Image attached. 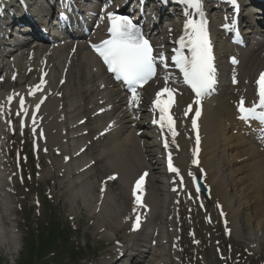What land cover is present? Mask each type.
Listing matches in <instances>:
<instances>
[{
	"label": "snow or ice",
	"instance_id": "6c2138e0",
	"mask_svg": "<svg viewBox=\"0 0 264 264\" xmlns=\"http://www.w3.org/2000/svg\"><path fill=\"white\" fill-rule=\"evenodd\" d=\"M183 2L196 11L199 19H187L185 24V35L180 38V48L174 50L175 55L171 57L172 63L183 74V81L186 85L190 86L195 93L196 100L194 103L200 104L201 99L209 93V90L213 88L216 83V69L214 67V57L212 54V47L208 38L207 30V18L204 12L203 0H183ZM233 4H236V0H231ZM186 15H190L186 14ZM107 19L110 22L108 29L110 38L103 40L100 44L91 45L93 50L98 53L102 58L103 63L107 66V70L114 74L117 81H122L127 85L128 90L131 92V98L129 100L130 107H137L139 104V95L137 92L138 87H143L150 79L155 77L158 63L164 69L168 68V58L159 53L154 55L153 46L144 38V36L136 30L135 25L128 17L118 16L115 13H107ZM187 48L190 55L184 53V49ZM232 63L237 61L232 59ZM15 78V77H14ZM169 77H165V87L157 92L156 98L153 101L154 109L159 111V121L153 120V123H160L161 128L167 125L171 135L173 137V143H175V137L178 134L174 128V120L172 115L169 114V110L174 103L175 89L167 86ZM234 83L237 81L234 79ZM46 83L41 78L40 84ZM258 100L254 101L251 107L245 105L244 98L241 97L237 104V109L240 113L239 118L250 122L252 120L257 121L261 126V132L264 134V73L260 74L257 81ZM37 90H42L40 86H36L29 91V95H34ZM167 95V99H162V96ZM18 95V94H16ZM9 105L13 99V96L8 98ZM44 102L41 99L35 105V111L40 109L41 104ZM20 110L17 115L23 113L28 115V109L25 106V100L20 97ZM191 110V105L188 106ZM3 114V107L0 106V115ZM201 114L200 108L195 110V116L199 117ZM187 115V111L185 112ZM33 124L36 123L35 113L31 116ZM10 123V121H9ZM23 126V120L21 121ZM192 126L197 128V121L194 118L192 120ZM35 133V128H33ZM41 135L43 133L41 132ZM200 138L197 133L196 143L199 145ZM165 147H168L167 141H165ZM198 152V149L196 150ZM196 153L194 152V155ZM197 160H193V164H197ZM169 170L172 172H178V169L173 167L171 155L168 157ZM147 173L144 174L146 176ZM191 175V173H190ZM144 176L136 182L133 190L135 196V202L140 203V196L137 195V189H141V185L144 181ZM109 179H115V177H109ZM103 191V189H102ZM135 211V209H134ZM139 226V216H137L136 222L133 224V230Z\"/></svg>",
	"mask_w": 264,
	"mask_h": 264
},
{
	"label": "bare ground",
	"instance_id": "6f19581e",
	"mask_svg": "<svg viewBox=\"0 0 264 264\" xmlns=\"http://www.w3.org/2000/svg\"><path fill=\"white\" fill-rule=\"evenodd\" d=\"M59 55L62 54V52L58 53ZM245 65H247V76L245 77L246 80H249L250 76H253V74H258L260 72V70L262 68H264V60L261 61L260 65L256 67L257 63H255L254 59H251L248 64L247 62L245 63ZM52 74H54V72H52ZM254 74V75H255ZM245 88L248 90L249 88H247V86H245ZM16 91V90H15ZM212 107V106H210ZM229 118H232V116H228ZM205 120L203 123V130L204 133H207L208 135H215V133L213 132V128H218L221 126V123L225 121V117L223 115V113L219 110H209L207 111V115H205ZM223 118V119H222ZM230 120V119H229ZM54 122V121H53ZM232 123V122H230ZM56 129V127L53 125L51 130ZM219 131V128L217 129ZM54 138H58L56 136H54ZM233 139V138H232ZM206 144L209 145V141H206ZM205 145V144H204ZM215 150L217 149V147L214 148ZM222 150H227V148L224 146L222 148ZM224 151V154L220 155L219 157V161L216 159V157L212 158L209 160L210 165L208 167L209 171H211V173L216 172L217 174L214 175L212 177L211 182L214 184L216 179L218 180V184H219V192L222 195V198L225 199V206L227 208H234L235 210L233 211L232 217L236 219L242 218L243 221L245 222V224L240 227V225L238 223L235 222V224L237 225L238 229L241 231V234L246 238V239H255V241H260V237L258 236V232L259 231H263V227L261 226V224L259 223L256 228L255 225L252 227L253 224V219L251 218L253 209H255V211H260V207H253L254 204H249L248 201V197L246 196V193L250 192V190L252 189L253 193H257L260 192L262 189V187L264 188V183H263V179H264V171L262 170L263 168H258L256 169V164L253 165V175L251 176L252 179L249 180V183H247V186H245L246 183L242 182V178L235 180H232V177L234 176L232 171H228L229 175H227L226 170H223L220 165H221V159L225 158V162L226 164H231L234 160V158H231V160H228L227 156L228 154H226ZM230 152V151H228ZM212 153L214 154L215 152L212 151ZM256 156L255 153L251 154V158ZM257 157V156H256ZM258 159V158H257ZM261 163V162H260ZM262 164V163H261ZM114 166L119 167L120 171L122 172L121 166L118 164H114ZM106 169L109 168V165L105 166ZM252 170V168H251ZM236 172V171H235ZM111 174V173H110ZM124 176V175H122ZM67 177V174H66ZM104 178V177H103ZM102 178V179H103ZM123 178V177H122ZM225 183H228L227 185H225ZM158 190V189H157ZM74 195L80 196V199L83 201L84 204H87V202H90L92 200L93 197V189L92 187H90L89 185L82 187V190L74 193ZM245 199V201H244ZM244 201V202H243ZM163 199H161L160 203H163ZM262 205L264 206V203H262ZM248 206V207H247ZM246 212V209H250ZM241 211H244V213H240ZM250 216V217H249ZM242 222V223H244ZM253 229H257L255 233ZM141 251L145 249H147L146 247H140Z\"/></svg>",
	"mask_w": 264,
	"mask_h": 264
},
{
	"label": "rangeland",
	"instance_id": "374dc122",
	"mask_svg": "<svg viewBox=\"0 0 264 264\" xmlns=\"http://www.w3.org/2000/svg\"><path fill=\"white\" fill-rule=\"evenodd\" d=\"M230 154L235 155L234 152H231ZM239 163L240 164H237L234 166V167H236V169L239 168V166L243 165L241 161H239ZM246 163L248 164V162H246ZM246 166H243L242 168H245ZM239 169L237 171L235 170L237 172V174L239 172ZM235 171H232V172H233V175L236 177ZM247 172H248V170L246 172H243V173L241 172V175H244ZM248 174H250V172L247 173V175ZM250 177L251 176L248 175L247 178H250ZM248 181H246L245 186H247ZM34 189H36V188H34ZM36 190H39L42 192L41 188H37ZM246 196L251 201H254V202L258 201L257 200L258 196L256 197L255 194L246 193ZM24 197L26 198V195H24ZM28 197H32V195L28 194ZM244 201H245V199H244ZM51 202H53V205L51 204ZM51 202L49 203V202L45 201L44 199H41L42 206L40 208V214H38V213L34 214L33 210L28 209L30 206V202L27 200L23 203L26 212H24V211L19 212L18 208H15V210L13 211V215H14V218L17 219V222H19V229H20L19 233L23 234V232H28L29 229H31V231L36 230V225L38 226V229H39L42 224L44 226L43 231H45L46 228H51L54 225L53 222H55V224L60 222V223H62L63 226H65L64 220H66V218L68 216V214L66 213L68 206H66V208H64L61 206V204H58L57 197L55 199H53ZM45 203H47L48 206ZM257 207H259V206H257ZM259 210L260 211L258 214H261V215L260 216L258 215V219L261 218V216L263 215V211H264L263 206H261ZM64 213H65V216H64ZM50 216L52 218H50ZM251 216L253 219L257 220L256 212L254 214H252ZM34 219L37 221H34ZM263 221H264V219H263ZM70 235H71L72 239H77L78 243L81 245L91 244L93 246V248L98 247V243H97L96 238L91 234L89 235V233L85 230V227L81 228L77 234L71 233ZM262 242L264 243V238L262 239ZM262 254L264 255V245H262ZM91 257H92V253H89L88 255H86L87 260L88 259L90 260ZM17 258L18 257L16 256L15 260H17ZM66 261H69V260L66 259ZM208 262H209V264H215V262H212V256L211 255L209 257ZM70 263L72 264V261H70ZM82 263H85V261H82Z\"/></svg>",
	"mask_w": 264,
	"mask_h": 264
}]
</instances>
